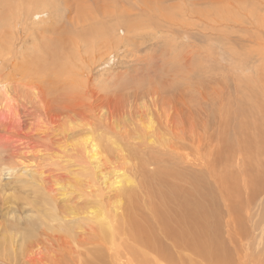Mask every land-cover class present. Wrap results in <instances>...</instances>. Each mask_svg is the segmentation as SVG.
Wrapping results in <instances>:
<instances>
[{
  "label": "rangeland",
  "instance_id": "rangeland-1",
  "mask_svg": "<svg viewBox=\"0 0 264 264\" xmlns=\"http://www.w3.org/2000/svg\"><path fill=\"white\" fill-rule=\"evenodd\" d=\"M231 5L234 14L227 11ZM0 18V45L5 44L0 50L6 53L0 58V78L9 75L24 83L21 86L26 95L18 101L22 106L6 107L8 110L0 107V115L8 114L0 116V240L9 232L17 235L16 241L6 236L5 243H15L17 248L11 253V247L0 241V261L154 264L150 256L141 262L146 250L135 248L133 222L138 216H153L158 209L179 208L178 194L176 201L169 202L162 193L183 190L196 181L201 187V205L214 206L219 227L225 226L220 230L224 237L221 245L231 252L234 263L256 264L261 259L264 264V188L258 191L264 183V0H0ZM50 49L57 50L54 61L39 55ZM33 54L40 58L43 70L39 74L44 76L48 70L35 82L15 70L31 61ZM21 55L29 60L23 61ZM33 68L32 73L36 72ZM33 84L41 90L38 97L32 93ZM134 92L137 96L156 94L166 107L180 108L171 113L176 114L174 123L185 121L180 124L184 127L180 143L191 163L172 152L139 147L136 151L126 143L133 134L123 129L118 138L122 150H113V165L108 163L103 170L128 172L129 195L99 182L90 189L69 192V202L57 195L48 198L47 209L38 211L31 205L32 197L40 193L34 192L44 191L54 182L49 170L62 164L53 155L64 144L62 131L70 128L73 139L80 137L82 129L78 126L85 121L69 110L70 104L81 105L89 115L90 103H106L109 98L108 104L119 109L127 97L135 96ZM171 94L185 97V102L170 103ZM43 99L54 112L62 110L65 116L55 117L51 124H40L45 120L30 113L44 105ZM10 114L18 116L9 119ZM190 116L196 119L197 132L189 124ZM105 128L97 125L94 129L98 132ZM124 135L129 140H124ZM29 146H35L34 152L25 149H31ZM121 151L129 153L131 161L115 156ZM75 159L78 162L79 157L75 155ZM61 180H68L66 174ZM117 198L122 201L115 208L113 200ZM18 207L23 208L17 211ZM31 222L38 228L33 232L27 229ZM227 222L231 224V239L227 238ZM26 232L33 235L28 245ZM212 232L199 221L201 249L197 256H214L213 244L207 242ZM97 251L102 257L95 255Z\"/></svg>",
  "mask_w": 264,
  "mask_h": 264
},
{
  "label": "bare ground",
  "instance_id": "bare-ground-1",
  "mask_svg": "<svg viewBox=\"0 0 264 264\" xmlns=\"http://www.w3.org/2000/svg\"><path fill=\"white\" fill-rule=\"evenodd\" d=\"M222 1L223 0H218L219 3H222ZM14 2H16V1H14ZM19 4H21V3H19ZM220 5H222V4H220ZM231 7H232V5L230 6V8ZM13 9H15V8H13ZM18 9H19V7L17 8V10ZM227 11L232 12V14H234V11L232 8L230 11L227 8ZM15 18H16V16H15ZM17 19H18V17H17ZM16 21H18V20H16ZM21 23H23V22H21ZM7 31H9V30H7ZM7 31H5V32H7ZM4 37H6V36L4 35ZM8 38H11V36ZM4 41H5V39H4ZM6 42H10V41L7 40ZM3 44L1 43V45H3ZM61 44L63 47L62 41H61ZM1 45H0V48H3V46L5 44L3 46H1ZM68 45H67V48H65L66 46L64 47L66 50L68 49ZM46 46H48V45H46ZM47 48L49 49V47H47ZM7 49H9V48H7ZM44 52H45V50H44ZM44 52L42 51L39 55L43 56L46 59H48V58L51 59L52 56H54V53L57 52V50L56 49H50L46 53H44ZM5 54H6L5 52L0 50V58H4ZM33 55L34 56H31V58H30V59H32L31 61L19 64L18 66H21V67L15 69V70H19L21 72V76L23 75V78L27 77V78H29L30 81L35 82L38 79L41 80V78H43L45 76V73H47L46 71H48V70H46L44 72V76L42 74L40 75L39 73L42 72V70H43L42 67H40V58L38 57V55H35V54H33ZM21 58L23 61H25L27 59L29 60V58H27V57L24 58V55H21ZM52 60L54 61V58H52ZM35 63L38 66H36ZM31 65H32V67H34L36 69V72L33 70V72L36 74V76H34V73H32ZM43 67H44V65H43ZM44 68L46 69V67H44ZM64 69H67V68L64 67ZM16 74H18V73H16ZM32 76H34V78ZM23 84L18 83L16 80L14 81L13 77L9 76V75L7 77H4V79L0 78V107L1 108H3V107H5V109H6V107L11 108V106H12V108L13 107L16 108L17 106L21 105V103H18V101L22 102V99L26 96V95L24 96L25 93H23L24 92L23 87H22V86H24ZM151 88H152V86H151ZM155 89L156 88H154V90ZM31 90H32V93L36 94V97H38L39 96L38 94L41 93V90L38 88L37 85H34L31 88ZM127 90H130V88ZM138 90H139V88H138ZM127 92H129V91H127ZM137 93H139V91ZM134 94H135V92H134ZM117 95H118V93H117ZM183 95L186 96V94H183ZM42 96H43V94H42ZM113 96H112V98H113ZM104 97H106V96H104ZM171 97H172V94H171ZM121 98H123V97H121ZM26 99H27V97H26ZM86 99L87 98H85V100ZM117 99H119V98H117ZM185 99L186 98L182 97V96H173L170 99V103H179V102L183 103V102H185L184 101ZM96 100H98V99H96ZM106 100H107V98H106ZM111 100H113V99H111ZM114 100H116V99H114ZM156 100H159V102H157ZM86 101H88V100H86ZM108 101H109V98H108L106 103L104 101L103 102L99 101V103L98 102L97 103H90L89 102L90 106L88 105V108H89L88 111L91 112V114H89V115H86L87 113H85L84 107L80 108L81 105L78 106V104H76V103L70 104L69 110L71 109L74 112H76L80 118H83L82 121H85V122L82 123L80 125V127L77 125L78 128L82 129L79 133L80 137H78L77 139H73V136L75 134H71L72 130L70 128L65 129L66 127L63 126L64 127L63 129H65V130L62 131L63 133L61 134V138L64 140V144H63V146H61L59 148L58 151H54L55 154H53V155H55V157H57L62 162V164L59 168L54 167V168L49 170V173L51 174V177L54 180V182L49 186V188L44 189V191H42V189L36 190L34 193H36V192L37 193L40 192V193L35 194L33 197L31 196L32 197L31 201H33L31 205H33L38 211L44 210V208L45 209L48 208L49 205L46 203H50V201L48 200V198L50 196L56 197L57 195H61L63 200L69 202V197L72 194V192L77 190V193H78L79 190H83L86 188L90 189L94 186L99 185V182L104 183L106 185H111V189L116 191V192L121 190V192H122V193L120 192L121 195L122 194L124 196L129 195L130 189L128 190L127 186H128V184H130L131 181H130L128 172H126V171L122 172V170L116 169V168H114L113 171H111V172H109L108 170L107 171L103 170L108 163L113 165V161H114L113 150L115 152H119L120 150H122L121 149V143H118L119 142L118 138L120 135H122V133L120 135H119V133L123 132V129H124V131H129L130 133H132L133 136L136 138L135 139L133 137L132 140L130 139L131 140L130 142L126 141V143L131 145L134 148V150L138 151L139 149L137 147H139L141 150L158 149L160 151H164L165 153H167V152L171 153L172 152L173 156H178V157L183 158L185 163L186 162H187V164H188V162L191 163L187 159L186 154L182 151L183 145H182V143H180V140L182 139V134L180 133V131L183 130V128H184V127H181L180 124L184 125L185 121L174 123L176 114L171 113V111L173 109L178 111L180 108L178 109L175 107H166L164 105V103H160L161 102L160 96H158L156 94H154V96L153 95L152 96L151 95L137 96L136 94H135V96H129L123 102L122 108H119V109H117L115 107L112 108V105H110V102L108 104ZM41 102L44 105L42 107L39 106L40 108L35 107L36 109H34L37 113L36 112L33 113L34 110L33 111L31 110L32 111L31 113L29 112L32 117H37L41 120L42 119L45 120L44 122L43 121L40 122V124L43 123V125H45V122H49L51 124V123H54L55 117L56 118L58 117V119H59L60 116H65V115H63L64 112H62V110L60 112H54V110H52V108H50L51 106L49 107V105L45 99H43ZM117 102H118V100H117ZM14 103H15V106H14ZM39 104L41 105V103H39ZM49 104H50V102H49ZM119 105H122V104H119ZM175 105H178V104H175ZM34 106L35 105H33V107ZM135 106H138L144 112L141 113L140 111L136 110ZM46 108H47V110H46ZM6 110H8V109H6ZM57 110H59V109H56L55 111H57ZM3 111H4V109H3ZM15 112H12V113H15ZM52 112H54V113H52ZM71 113H72V111H71ZM2 114H4V112ZM6 114L7 113H5L4 115H6ZM77 114H76V116H78ZM10 115L11 116L9 119H12V117L15 118V116H18V115L14 116L13 114H10ZM67 115H69V114H67ZM22 116H24V115L22 114ZM116 116H119V119L117 122H116V118H117ZM4 117H6V116H4ZM27 117H30V116H27ZM32 117H30V118H32ZM79 119H77V120H79ZM23 120L25 121V119H23ZM38 120H36V121L38 122ZM143 120L148 121V123L144 122ZM195 120L196 119L194 117H191L189 120V124H190L192 130L194 132H197L198 129H197V124H196ZM68 121H69V119H68ZM7 122H9V121H7ZM19 122H20V120H19ZM12 123H14V122H12ZM23 123H26V122H23ZM91 124H94V125L90 126ZM69 125L71 127L70 123H69ZM97 125H106V127H108V128H105V131H98L97 132L94 129L95 127H97ZM72 126H73V124H72ZM74 126H76V124ZM140 127H142V128H140ZM54 130L56 131V128ZM125 133H127V132H125ZM76 135H78V132L76 133ZM125 139L129 140L127 135H124V140ZM58 140H60V139H58ZM55 141H56V139H55ZM258 143H259V141H258ZM31 146H32V144H31ZM31 146H29V147H31ZM80 146H81L82 150L79 149ZM190 146L196 147V144L193 142H190ZM112 147H113V149H112ZM34 148H35V146H34ZM34 148L31 147V149L30 148L28 149V147H27L25 149H27L28 151L31 152V150L32 149L34 150ZM33 150H32V152H34ZM39 150H40V148H39ZM81 152H82V154H81ZM151 152H153V151H151ZM154 154H157V153L154 152ZM192 154H193V149L190 151V153L188 155L191 156ZM41 155H43V153ZM75 155H77L79 157L78 162L75 159ZM115 156L126 158L127 161H131L129 158H127V157H129V153L125 154L124 151L117 153ZM122 158H120V160ZM44 161H45V159L42 160L41 163H39V164L37 163V164L39 166H42L43 165L42 163ZM25 166L28 167L27 165H25ZM76 166H78L79 169L77 171H74L73 168ZM29 167H30V165H29ZM138 167L139 166L137 165L135 168H138ZM143 168H144V166H143ZM194 168L196 169V167H194ZM86 170H88L89 173H85ZM150 170H151V168H150ZM42 171H44V170L42 169ZM23 173H25V172H23ZM91 173H93V174H91ZM65 174L68 178V180L66 182L61 180V178L64 177ZM83 180H85V181L82 182ZM259 182H260V180H259ZM36 187L41 188L39 186H36ZM263 188H264V183H261L258 191H260ZM30 190L33 191L32 189H30ZM132 190H133V188H132ZM136 190H138V189H136ZM255 190H257V188ZM55 191H57V193H55ZM200 191H201V187L196 185V181H193V184L190 183V186L185 187L183 190H180V191L172 190L171 192L168 191L166 193H162L161 197L170 198L169 202H171L172 199L174 201H176L175 196L178 194L180 197V200H181L180 207L177 209H172V210H169L168 208L167 209H158L153 216H146L143 218H140L138 216L137 220H135V222H133L134 227H135L133 229H134L135 234H136V237H135L136 247L135 248H137V247L143 248L144 247V250H146V251H144L146 256L141 260L142 263H144L146 261L147 256H150L154 259V264H236L233 261V258L231 256L232 255L231 252L226 249V246H225V248H223L222 247L223 245H221L224 242L223 241L224 237L222 235H220V230L223 231L225 226H224V228L219 227L220 223L219 222L217 223L218 220H217L216 212L214 211V206L206 207V205H201L202 192H200ZM69 192H71V194H69ZM135 197H136V195H135ZM123 200H124V198H123ZM113 201H115L114 202V205H115L116 203H119L122 200L120 198H117L116 200H113ZM1 202H2V200H1ZM124 202L126 203V201H124ZM6 203H7V201H6ZM122 203L123 202H121V204ZM119 205L116 204L115 208L118 207ZM5 207L7 208V206H4V208ZM20 208H23V207H18V209H16V210L20 211ZM231 215H232V212L230 211V216ZM132 216L133 215H130V217H132ZM199 221L205 222L207 225V229L209 231H213L207 240L208 243L213 244V246L211 248L215 252L213 257L212 256H197L198 250L201 249V245L198 242V223H199ZM99 226L101 229H103V227H104L102 224H100ZM226 226H227L226 232H228L227 238L231 239V233H230L231 224L227 222ZM27 229L29 231L33 232V231L37 230L38 228H37V226H35L31 222L30 225L27 226ZM72 231H74V230H72ZM31 232H26V234H27L26 245H28L29 243L32 242L33 235ZM131 233H132V235H134L133 232H131ZM9 235H10V239L12 241H16L17 235L15 233L10 234V232H9V234L5 235V239H3V241H1V240L0 241L5 244V247H11V249H10L11 251L8 248L9 252L11 253V252L15 251L17 248H14L15 243H10V245L5 243V240H8V238H6V236H9ZM253 237H254V235H253ZM235 238L236 237H234V239ZM231 242H232V240H231ZM30 247H32V246H30ZM39 249H37V250H39ZM137 250L138 249H136V251ZM39 252H42V251H39ZM35 253H37V252L35 251ZM3 255H4V253H3ZM95 255L99 258L102 257V254L99 251H97L95 253ZM240 260L241 259L239 258V261ZM30 262H33V261H30ZM10 263H11V261H9L7 259L0 261V264H10ZM20 264H22V263H20ZM239 264H240V262H239ZM242 264H246V263H242ZM256 264H262V260L258 259Z\"/></svg>",
  "mask_w": 264,
  "mask_h": 264
}]
</instances>
